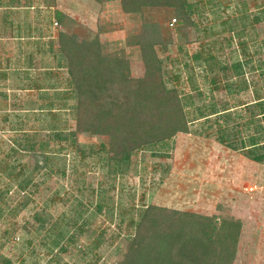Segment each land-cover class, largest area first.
Segmentation results:
<instances>
[{
    "label": "rangeland",
    "instance_id": "1",
    "mask_svg": "<svg viewBox=\"0 0 264 264\" xmlns=\"http://www.w3.org/2000/svg\"><path fill=\"white\" fill-rule=\"evenodd\" d=\"M45 1L34 0L30 7L35 11ZM53 2L56 10L72 16L73 32L79 38L98 35L105 51L122 50L131 75L142 76L139 52L125 43L137 32L143 16L124 14L119 0ZM202 2L186 38L177 33V22L169 26L172 44L167 49L155 47L167 84L176 87L182 98H192L186 106L189 133L169 141L166 151L140 152L122 176L108 178L99 154L106 140L88 136H78L74 147L63 144L64 150L52 144L49 167L35 171L37 159L30 153H15L14 142L26 132L75 128V97L67 86V74L52 62L55 80H0V264L5 259L11 264H115L132 218L147 205L201 215L221 211L241 220L242 237L234 264H264V165L252 161L246 151L229 147L236 142L238 148L243 143L250 149L260 138L264 140V119L249 120L246 111L247 106L264 100V19L260 23L253 20L264 18V0ZM25 11H13L10 28L0 26V70L16 68L13 58L20 53L14 51L8 64L1 49L5 40L17 42L10 38L17 35V25L24 26ZM153 16L168 26L162 14ZM54 22L50 26L44 22L47 33L40 40L42 45L55 43L60 28ZM21 36L19 51L24 44L38 42L32 34ZM238 64L239 69L232 71ZM223 66L228 67L226 75L220 69ZM211 104L219 113L210 121L221 123V116H229L222 126L227 142H219L216 124L203 125L199 119L197 109ZM27 178L32 183L22 191L19 186ZM80 205L87 210L83 217L88 221L86 229L105 231L104 243L97 250L90 246L93 233L80 236L67 226ZM34 215L48 217V223L44 230L27 232L24 227ZM76 233V243L69 244L68 236ZM117 234L120 240L115 242ZM61 247L67 250L62 252Z\"/></svg>",
    "mask_w": 264,
    "mask_h": 264
},
{
    "label": "trees",
    "instance_id": "2",
    "mask_svg": "<svg viewBox=\"0 0 264 264\" xmlns=\"http://www.w3.org/2000/svg\"><path fill=\"white\" fill-rule=\"evenodd\" d=\"M119 2L124 14L143 16L137 32L129 36L125 43L139 52L143 74L141 77H133L129 60L123 51H105L98 35L88 40L79 38L73 32L74 19L56 11L54 23L60 29L53 50L56 64L65 69L67 86L75 97V128L65 131L53 127L45 134L40 131L26 132L14 142L17 145L14 144L15 148L13 146L12 149L15 153H30L37 159L35 171L49 167L53 159V151H49L52 144L64 150L63 144L68 143L74 147L78 136L101 137L106 141L100 145V159L106 165L108 178H115L128 173L132 158L140 152L157 148L166 151L169 149V141L179 134L189 133L190 121L186 106L192 103V98H182L176 87L167 84L155 47L167 49L172 44L169 30L171 19L179 23L177 33L186 38L185 32L194 26L192 17L199 12L202 0L196 3L190 0ZM153 13L162 14L163 22H168V26L156 21ZM263 19L253 17L256 23ZM220 69L224 75L227 74V66ZM231 69L238 70L239 64ZM226 87L229 88V85ZM51 107L48 110H52ZM197 111L203 125L216 124L219 127V142H227V130L222 126H226L229 116H221V123L219 119L210 121L219 113L214 104L204 110L198 108ZM246 111L249 120L258 117L264 119V100L256 102L254 106H247ZM234 143L229 146L231 150H244L252 161L264 165L262 138L250 149L243 143L238 148ZM78 153L84 155L82 151ZM31 183L32 179L27 178L19 188L26 191ZM79 207L67 226L73 227V231H77L80 236L86 232L93 233L90 246L97 250L104 243L105 231L97 233L86 229L88 221L83 220V217L87 210L83 205ZM101 207L97 204L96 209L101 210ZM47 223L48 217L34 215L32 223L24 229L27 232L33 228L44 230ZM128 229L120 244L121 255L115 264H234L243 224L241 220L221 211L218 214L201 215L147 205L136 211ZM78 233L69 235L67 242L75 244ZM119 240L120 234L113 237V241ZM66 250V247H61L60 251ZM1 264L11 263L5 259Z\"/></svg>",
    "mask_w": 264,
    "mask_h": 264
},
{
    "label": "crops",
    "instance_id": "3",
    "mask_svg": "<svg viewBox=\"0 0 264 264\" xmlns=\"http://www.w3.org/2000/svg\"><path fill=\"white\" fill-rule=\"evenodd\" d=\"M22 3L26 8L21 6ZM33 4L34 0H0V26H2V28L5 26L10 28L13 25V11L26 9L24 13V26L17 25V35H15L13 39L11 36L10 39L17 42L21 41V35L26 32V34H32V39L38 41L32 44H24L19 51L17 42L8 44L5 40V47L3 46L1 49L2 54H4L3 60L5 59L7 60L6 63L11 64V54H15L14 51H17L20 55L18 58H13L16 68L0 70V80H55L56 73L54 72V65L51 64L52 62H56L53 45H49L48 42L46 45H42L40 40H42L47 33V30L45 31L44 28V22L50 26V22L55 19V12L59 10L54 8L53 0H46L42 3V6L38 5L35 11L34 7H30V5ZM61 13L70 18L72 17L70 14ZM22 17L21 14L20 22L22 21ZM30 20H33L34 23L28 24L27 21ZM10 30L12 29H9L6 34L10 32ZM15 47L17 48L15 49ZM57 70L65 71L64 68H59ZM65 80H68V77Z\"/></svg>",
    "mask_w": 264,
    "mask_h": 264
},
{
    "label": "built area",
    "instance_id": "4",
    "mask_svg": "<svg viewBox=\"0 0 264 264\" xmlns=\"http://www.w3.org/2000/svg\"><path fill=\"white\" fill-rule=\"evenodd\" d=\"M174 23H175V20H172V22H171V24H170V25L172 26Z\"/></svg>",
    "mask_w": 264,
    "mask_h": 264
}]
</instances>
